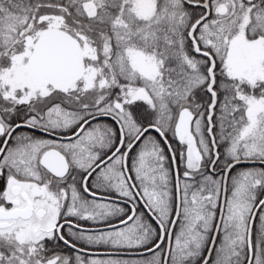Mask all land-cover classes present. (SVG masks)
<instances>
[{
	"label": "snow or ice",
	"instance_id": "obj_1",
	"mask_svg": "<svg viewBox=\"0 0 264 264\" xmlns=\"http://www.w3.org/2000/svg\"><path fill=\"white\" fill-rule=\"evenodd\" d=\"M0 264H264V0H0Z\"/></svg>",
	"mask_w": 264,
	"mask_h": 264
},
{
	"label": "water",
	"instance_id": "obj_2",
	"mask_svg": "<svg viewBox=\"0 0 264 264\" xmlns=\"http://www.w3.org/2000/svg\"><path fill=\"white\" fill-rule=\"evenodd\" d=\"M99 253L103 254L106 250H97ZM127 257V256H126Z\"/></svg>",
	"mask_w": 264,
	"mask_h": 264
},
{
	"label": "trees",
	"instance_id": "obj_3",
	"mask_svg": "<svg viewBox=\"0 0 264 264\" xmlns=\"http://www.w3.org/2000/svg\"><path fill=\"white\" fill-rule=\"evenodd\" d=\"M101 249H105V248L102 247ZM105 250H106V249H105Z\"/></svg>",
	"mask_w": 264,
	"mask_h": 264
},
{
	"label": "flooded vegetation",
	"instance_id": "obj_4",
	"mask_svg": "<svg viewBox=\"0 0 264 264\" xmlns=\"http://www.w3.org/2000/svg\"><path fill=\"white\" fill-rule=\"evenodd\" d=\"M101 248H102V247H101ZM101 248H99V249H101ZM99 249H98V250H99Z\"/></svg>",
	"mask_w": 264,
	"mask_h": 264
},
{
	"label": "rangeland",
	"instance_id": "obj_5",
	"mask_svg": "<svg viewBox=\"0 0 264 264\" xmlns=\"http://www.w3.org/2000/svg\"><path fill=\"white\" fill-rule=\"evenodd\" d=\"M125 258H127V257H125Z\"/></svg>",
	"mask_w": 264,
	"mask_h": 264
}]
</instances>
